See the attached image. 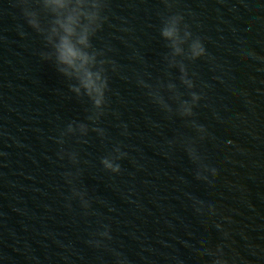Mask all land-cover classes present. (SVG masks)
I'll list each match as a JSON object with an SVG mask.
<instances>
[{"label": "water", "instance_id": "water-1", "mask_svg": "<svg viewBox=\"0 0 264 264\" xmlns=\"http://www.w3.org/2000/svg\"><path fill=\"white\" fill-rule=\"evenodd\" d=\"M13 2L0 0V264H116L117 254L126 264H213L197 253L218 245L229 264H264V0H177L173 10L207 52L188 70L204 94L194 119L207 129L197 148L217 171L205 173L211 183L196 179L197 165L179 144L168 148L195 132L136 85L138 74L152 82L163 75L164 5L111 0L109 23L93 43L111 47L119 71L110 74L105 116L89 125L105 136L90 132L87 143L73 136L63 145L78 153L87 215L69 199L64 173L75 168L59 159L56 140L69 123H87L90 105L40 59V37L26 25L21 37ZM117 144L127 158L114 175L100 160ZM194 200L204 202V215ZM105 225L111 240L91 246Z\"/></svg>", "mask_w": 264, "mask_h": 264}, {"label": "clouds", "instance_id": "clouds-1", "mask_svg": "<svg viewBox=\"0 0 264 264\" xmlns=\"http://www.w3.org/2000/svg\"><path fill=\"white\" fill-rule=\"evenodd\" d=\"M166 13L160 14L159 35L164 42L167 52L163 56V75L152 82L148 74L137 75L136 85L142 89L150 102L171 119L173 116L185 121V126L195 132V137L179 136L174 141L168 142L171 150L179 144L186 152L190 161L197 165L196 179L211 183L205 173L210 172L212 177L217 175L215 168H210L204 163L203 157L197 148L198 142H203L207 137V129L194 119V109L204 99L203 91H195L196 74L189 73L188 65L195 63L207 56L204 42L200 36H194L190 26L185 23V17L179 12H174L177 0H161ZM111 0H14L13 7L19 11L23 24L18 25L21 37L26 35L24 26L31 29L42 42L40 59L53 66L56 73L66 83L68 92L77 100L87 102V123H69L60 131L56 143L60 145L59 159H68L75 171L64 173L65 183L70 188V200H79L81 207L88 214L91 203L87 199L86 189L76 187L81 170L80 160L75 151L66 152L63 148L66 138L78 137V142L87 143L86 138L90 132L103 138L105 132L98 125L109 108L110 74H116L119 66L109 57L112 52L110 46L102 48L95 46L93 41L109 23ZM173 70L178 75H173ZM147 77V79L145 78ZM123 78V77H122ZM178 81V84L176 83ZM183 88L185 91H181ZM203 88V86H202ZM187 94V98H185ZM124 136L128 135L127 126H123ZM127 158V153L122 150V145L117 144L112 152L101 158L100 163L106 172L114 175L121 173L120 161ZM71 205L69 204V207ZM194 209L199 215L205 214L203 201L194 200ZM207 213L215 215V209L207 206ZM97 239L88 243L96 248H105L104 241L111 240L110 228L95 234ZM200 256L214 257L213 264H229L225 256L223 245H218L214 252L208 250L198 252ZM116 264H126L119 254ZM235 264V261H232Z\"/></svg>", "mask_w": 264, "mask_h": 264}]
</instances>
